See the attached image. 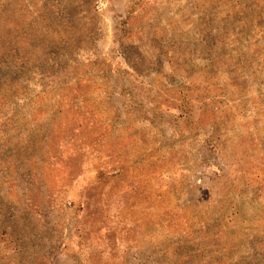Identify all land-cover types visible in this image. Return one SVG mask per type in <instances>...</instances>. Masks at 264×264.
<instances>
[{
  "label": "rangeland",
  "instance_id": "374dc122",
  "mask_svg": "<svg viewBox=\"0 0 264 264\" xmlns=\"http://www.w3.org/2000/svg\"><path fill=\"white\" fill-rule=\"evenodd\" d=\"M0 264H264V0H0Z\"/></svg>",
  "mask_w": 264,
  "mask_h": 264
}]
</instances>
